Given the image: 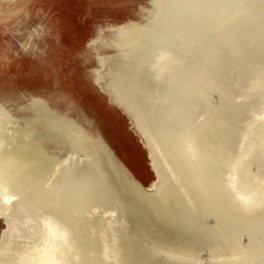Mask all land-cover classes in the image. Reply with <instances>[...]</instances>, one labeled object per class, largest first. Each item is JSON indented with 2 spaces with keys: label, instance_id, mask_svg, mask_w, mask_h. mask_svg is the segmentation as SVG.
I'll list each match as a JSON object with an SVG mask.
<instances>
[{
  "label": "water",
  "instance_id": "obj_1",
  "mask_svg": "<svg viewBox=\"0 0 264 264\" xmlns=\"http://www.w3.org/2000/svg\"><path fill=\"white\" fill-rule=\"evenodd\" d=\"M0 264H264V0H0Z\"/></svg>",
  "mask_w": 264,
  "mask_h": 264
}]
</instances>
